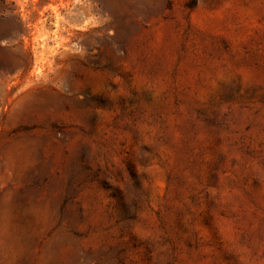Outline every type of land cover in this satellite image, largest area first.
<instances>
[{"label":"rangeland","instance_id":"rangeland-1","mask_svg":"<svg viewBox=\"0 0 264 264\" xmlns=\"http://www.w3.org/2000/svg\"><path fill=\"white\" fill-rule=\"evenodd\" d=\"M0 264H264V0H0Z\"/></svg>","mask_w":264,"mask_h":264},{"label":"trees","instance_id":"trees-1","mask_svg":"<svg viewBox=\"0 0 264 264\" xmlns=\"http://www.w3.org/2000/svg\"><path fill=\"white\" fill-rule=\"evenodd\" d=\"M194 5H191V7H193Z\"/></svg>","mask_w":264,"mask_h":264}]
</instances>
